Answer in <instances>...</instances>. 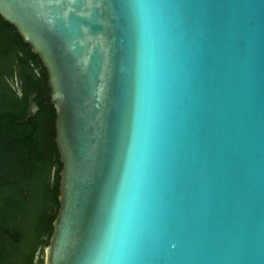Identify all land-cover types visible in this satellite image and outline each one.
Wrapping results in <instances>:
<instances>
[{"label":"water","instance_id":"1","mask_svg":"<svg viewBox=\"0 0 264 264\" xmlns=\"http://www.w3.org/2000/svg\"><path fill=\"white\" fill-rule=\"evenodd\" d=\"M0 17L55 111L44 264H264V0H0Z\"/></svg>","mask_w":264,"mask_h":264},{"label":"trees","instance_id":"2","mask_svg":"<svg viewBox=\"0 0 264 264\" xmlns=\"http://www.w3.org/2000/svg\"><path fill=\"white\" fill-rule=\"evenodd\" d=\"M29 89L39 111L17 125ZM54 121L41 61L0 17V264H44L62 169Z\"/></svg>","mask_w":264,"mask_h":264},{"label":"flooded vegetation","instance_id":"3","mask_svg":"<svg viewBox=\"0 0 264 264\" xmlns=\"http://www.w3.org/2000/svg\"><path fill=\"white\" fill-rule=\"evenodd\" d=\"M35 92H37V91H35ZM38 95H39V93L37 92V96L34 98V100L38 97ZM34 100H33V102H34ZM36 106H37V105H36ZM37 108H38V107H37ZM38 111H39V108H38L37 112H38ZM37 112H36V113H37ZM36 113H35V115H36ZM34 117H35V116H34ZM34 117H33V118H34ZM28 120H29V119H28ZM26 123H27V122H26ZM23 124H25V123H23ZM20 125H21V124H20Z\"/></svg>","mask_w":264,"mask_h":264}]
</instances>
